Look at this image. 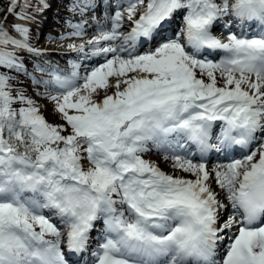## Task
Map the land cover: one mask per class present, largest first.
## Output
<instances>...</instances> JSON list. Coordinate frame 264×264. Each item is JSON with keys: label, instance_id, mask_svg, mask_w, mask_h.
Here are the masks:
<instances>
[{"label": "snow or ice", "instance_id": "1", "mask_svg": "<svg viewBox=\"0 0 264 264\" xmlns=\"http://www.w3.org/2000/svg\"><path fill=\"white\" fill-rule=\"evenodd\" d=\"M50 7L0 4V264H264V0H74L70 72L32 42Z\"/></svg>", "mask_w": 264, "mask_h": 264}, {"label": "rangeland", "instance_id": "2", "mask_svg": "<svg viewBox=\"0 0 264 264\" xmlns=\"http://www.w3.org/2000/svg\"><path fill=\"white\" fill-rule=\"evenodd\" d=\"M101 0H96V2H99ZM113 2V0H111ZM74 2L73 0H49V3L51 6L44 14L42 21L37 22L36 24L31 25V31H32V36H33V43L36 45V47L41 48L42 50L45 51V55L48 58V60L55 66L57 67H63L68 68L69 61L72 59L78 60V56L76 53V56L72 55L71 53H66V50H63L61 53H57L52 51V49H49L47 45H43L42 43L49 37H54L57 34L61 32H66L68 29L64 23L65 19L72 17L73 19H76V15L72 12L68 11L69 6ZM114 1L113 3H115ZM0 4H6V0H0ZM51 22L55 24H51ZM180 24L177 26V29L179 26H181V19L179 18L178 21ZM11 23V20L9 21ZM94 25V23L91 24V26ZM171 30H176V27L174 26ZM53 53V54H52ZM66 53V55H63ZM74 56V57H72ZM28 58V57H26ZM25 58V59H26ZM87 62V61H86ZM34 63H39L38 60H31L30 61V69L28 68L29 72H32L33 70V64ZM68 72V71H67ZM35 75H40L39 73H34ZM47 78V77H45ZM20 81L17 82V85L19 87H23L25 89H28L29 93L33 91V89L30 86V81L22 76L19 78ZM43 91V89H40ZM41 104H46L45 101L40 100L38 101ZM42 114L45 116L47 120L53 123H62V121L59 120L58 116L53 114V112L49 109L48 106L45 108H42ZM160 159V158H159ZM161 165L166 166L170 165V162L165 161L164 158H161ZM186 175V174H185ZM100 229V224L97 225V230Z\"/></svg>", "mask_w": 264, "mask_h": 264}, {"label": "bare ground", "instance_id": "3", "mask_svg": "<svg viewBox=\"0 0 264 264\" xmlns=\"http://www.w3.org/2000/svg\"><path fill=\"white\" fill-rule=\"evenodd\" d=\"M105 3L108 4V2H105ZM126 3H127V0H117V3L114 5V7L112 5L111 6H112V8H115L117 6V4H126ZM100 11H103V8H100L99 5L97 4L96 8L94 10L88 12L86 15L87 16H95L97 20H100L101 22H103L104 15L100 14L101 13ZM110 11H111V9H110ZM94 27H95V25H93L91 28L88 29V32H89L90 35L92 34ZM220 28H222V27H220ZM59 34H57L54 37H58ZM68 43H69V41H61L59 39H49V38H47L42 44L44 46L47 45L49 47V49H52V51L57 52V53H61L65 49H67L66 50L67 52H70V53L74 52V51H71L68 48ZM92 63H93V61L82 62V69H81L82 74H83V66H87V65H90ZM65 69L70 72L71 71V66L68 67V68H65ZM46 106H48L49 109L52 111V105L51 104H46ZM150 155L155 156L157 154L155 152H153ZM216 157L217 156H214L213 154H210V156H209V158H212V159H214ZM150 160L156 162L163 171L168 172V173H172L173 172V169L171 167V163H170V165H166L165 167H163V166L160 165V159L153 158V159H150ZM213 187H215V185H213ZM96 247H98V246H96ZM221 253H222V249H220V254ZM81 262L82 263L79 262L78 264H90V259H87L86 261H81Z\"/></svg>", "mask_w": 264, "mask_h": 264}, {"label": "trees", "instance_id": "4", "mask_svg": "<svg viewBox=\"0 0 264 264\" xmlns=\"http://www.w3.org/2000/svg\"><path fill=\"white\" fill-rule=\"evenodd\" d=\"M1 1H2V0H1ZM2 16H3V13H0V17H2ZM28 62H29V59L26 58V59H25V64L27 65ZM0 71H5V70L0 69ZM22 76H23V75H20L19 78L22 77ZM19 81H20V79H19ZM13 83H14L16 86H18L16 81H14ZM18 87H19V86H18ZM22 88H23V87H22ZM48 122H49V121H48ZM50 123H51V122H50Z\"/></svg>", "mask_w": 264, "mask_h": 264}]
</instances>
